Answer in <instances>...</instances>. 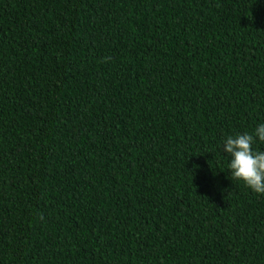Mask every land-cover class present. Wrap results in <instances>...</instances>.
Listing matches in <instances>:
<instances>
[{
  "label": "trees",
  "instance_id": "trees-1",
  "mask_svg": "<svg viewBox=\"0 0 264 264\" xmlns=\"http://www.w3.org/2000/svg\"><path fill=\"white\" fill-rule=\"evenodd\" d=\"M260 121L264 0H0V264H264Z\"/></svg>",
  "mask_w": 264,
  "mask_h": 264
},
{
  "label": "clouds",
  "instance_id": "clouds-1",
  "mask_svg": "<svg viewBox=\"0 0 264 264\" xmlns=\"http://www.w3.org/2000/svg\"><path fill=\"white\" fill-rule=\"evenodd\" d=\"M264 142V121L251 131L226 134L220 143L222 153L228 157L230 176L255 193H264V149L254 147Z\"/></svg>",
  "mask_w": 264,
  "mask_h": 264
}]
</instances>
